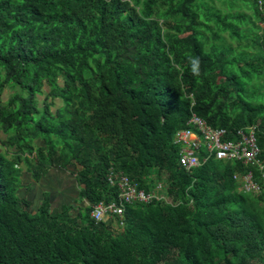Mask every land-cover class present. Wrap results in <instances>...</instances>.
<instances>
[{
	"label": "trees",
	"instance_id": "1",
	"mask_svg": "<svg viewBox=\"0 0 264 264\" xmlns=\"http://www.w3.org/2000/svg\"><path fill=\"white\" fill-rule=\"evenodd\" d=\"M262 20L257 0H0V264H264V193L238 190L235 161L184 171L172 144L195 114L229 139L254 125L264 159ZM111 166L164 176L167 201L94 224ZM68 167L85 207L18 197L23 170Z\"/></svg>",
	"mask_w": 264,
	"mask_h": 264
},
{
	"label": "built area",
	"instance_id": "2",
	"mask_svg": "<svg viewBox=\"0 0 264 264\" xmlns=\"http://www.w3.org/2000/svg\"><path fill=\"white\" fill-rule=\"evenodd\" d=\"M257 3L262 11L260 27L264 31V0H257ZM172 144L177 150L178 165L184 171L196 169L211 158L235 161L245 169L244 172L233 174L238 190L251 196L264 193V159L261 157L262 151L258 146L254 125L237 129L229 139L224 129L212 128L202 118L191 114L186 128L175 132ZM105 182L116 191L117 199L99 201L90 206L89 216L94 224L116 219L117 225L122 227L124 205L167 201L160 182L149 185L147 189L140 188L123 171L112 166L105 173Z\"/></svg>",
	"mask_w": 264,
	"mask_h": 264
},
{
	"label": "crops",
	"instance_id": "3",
	"mask_svg": "<svg viewBox=\"0 0 264 264\" xmlns=\"http://www.w3.org/2000/svg\"><path fill=\"white\" fill-rule=\"evenodd\" d=\"M67 173V176L64 174ZM25 178L22 183V177ZM75 178V179H74ZM22 186L17 189V195L20 199H25L32 203V212H37L41 202L47 199L51 211L56 212L63 206H73L85 203V199L80 194V189L75 192L77 179L75 170L65 171L64 169H48L38 182H34L29 174L23 170L21 175ZM44 195V198H43Z\"/></svg>",
	"mask_w": 264,
	"mask_h": 264
},
{
	"label": "rangeland",
	"instance_id": "4",
	"mask_svg": "<svg viewBox=\"0 0 264 264\" xmlns=\"http://www.w3.org/2000/svg\"><path fill=\"white\" fill-rule=\"evenodd\" d=\"M197 12L199 13V15L201 16V17H203L204 15H206V14H212V15H214V16H216L217 18H222L223 16H224V13H223V11H222V7H221V4H219V3H213V4H207V3H203L198 9H197ZM246 13L247 14H250L251 12H250V10H246ZM259 26H261V24H259ZM46 89V88H45ZM43 96H38L37 97V101H38V106L39 107H41L42 106V100H43ZM57 106H60L59 105V103H57L56 104V107ZM52 112L55 110V107L53 106L52 107ZM1 150H4V148L2 147V149ZM56 169V168H55ZM70 170H74V168L73 167H68L67 169H65V171H70ZM68 173V172H67ZM67 173H65L64 172V174L67 176ZM45 175V174H44ZM30 177V176H29ZM24 178H25V175L22 177V183H23V181H25L24 180ZM75 179V178H74ZM32 180V179H31ZM164 181H165V179H164V176H161V178H160V180H159V182L163 185V187H165V184H164ZM80 184H79V182L77 181V184H76V189H75V192H73V196H76V193L78 192V189H80ZM81 188H83V186H81ZM43 198H44V195H43ZM30 202V201H29ZM87 205V202L85 201V203L84 204H82V206H79V204L78 205H76L75 206V208H82V207H85ZM31 210H32V208H31ZM33 211V210H32Z\"/></svg>",
	"mask_w": 264,
	"mask_h": 264
},
{
	"label": "clouds",
	"instance_id": "5",
	"mask_svg": "<svg viewBox=\"0 0 264 264\" xmlns=\"http://www.w3.org/2000/svg\"><path fill=\"white\" fill-rule=\"evenodd\" d=\"M190 64H191V69L194 75H199L200 73V61L198 58L196 59H191L190 60Z\"/></svg>",
	"mask_w": 264,
	"mask_h": 264
}]
</instances>
